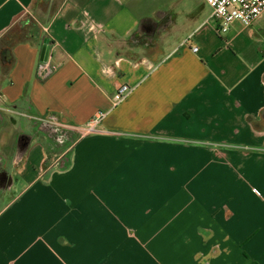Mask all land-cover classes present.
<instances>
[{
  "label": "crops",
  "instance_id": "crops-1",
  "mask_svg": "<svg viewBox=\"0 0 264 264\" xmlns=\"http://www.w3.org/2000/svg\"><path fill=\"white\" fill-rule=\"evenodd\" d=\"M12 29L0 264H264V11L219 33L203 0H0Z\"/></svg>",
  "mask_w": 264,
  "mask_h": 264
},
{
  "label": "built area",
  "instance_id": "built-area-1",
  "mask_svg": "<svg viewBox=\"0 0 264 264\" xmlns=\"http://www.w3.org/2000/svg\"><path fill=\"white\" fill-rule=\"evenodd\" d=\"M210 9V17L217 24V31L225 33L229 25L235 21L243 25H250L263 11L264 0H203ZM50 49V45H49ZM197 50L196 46L192 47ZM58 65L53 62L48 52L47 58L37 63L35 76L39 80H46L57 70ZM133 87L127 83L119 84L112 96V107L121 103L132 91ZM107 112L100 111L96 113L88 122L82 125H67L66 128L78 132L80 135L105 132L102 126L103 119ZM59 126L58 122L53 123ZM65 127V126H64Z\"/></svg>",
  "mask_w": 264,
  "mask_h": 264
},
{
  "label": "rangeland",
  "instance_id": "rangeland-1",
  "mask_svg": "<svg viewBox=\"0 0 264 264\" xmlns=\"http://www.w3.org/2000/svg\"><path fill=\"white\" fill-rule=\"evenodd\" d=\"M38 2H40V0H38ZM40 6H41V3L39 4ZM7 35H9L8 37H10L9 38V40L8 41H6L5 39H1L0 40V49H2L4 46H6V45H8V43H13V40H17V39H19L20 37H21V33H19V32H17L15 29L13 30H11L10 32H9V34H7ZM10 46V45H9ZM2 51V50H1ZM3 54H4V56L7 54L6 53V51L5 52H3ZM7 58H8V55H7ZM6 67V66H5ZM23 119L22 118H18L17 119V124L18 125H22L23 124ZM6 122L8 123V121L6 120ZM8 125H10L9 123H8ZM13 126V125H12ZM13 128V127H12ZM15 128H17V127H15ZM14 129V128H13ZM60 131V130H59ZM9 135V134H8ZM62 134L61 133H59L58 134V136L60 137ZM10 137V136H9ZM11 138V137H10ZM8 141H10L9 139H8ZM6 142V143H9V142ZM60 142V144H58L57 146H58V148L60 147V146H62V143L63 142H65V141H59ZM67 142V144H69L70 142H69V140H67L66 141ZM58 150V149H57ZM64 157H66V155H64L63 157H61V159H63ZM6 168L9 170L10 169V166H6ZM5 192L3 191V190H0V199H2V197H3V194H4ZM4 200H7V198H5V199H3V200H1L0 201V203H2Z\"/></svg>",
  "mask_w": 264,
  "mask_h": 264
},
{
  "label": "flooded vegetation",
  "instance_id": "flooded-vegetation-1",
  "mask_svg": "<svg viewBox=\"0 0 264 264\" xmlns=\"http://www.w3.org/2000/svg\"><path fill=\"white\" fill-rule=\"evenodd\" d=\"M10 180L11 179L9 175L6 172L0 170V186L7 187Z\"/></svg>",
  "mask_w": 264,
  "mask_h": 264
},
{
  "label": "water",
  "instance_id": "water-1",
  "mask_svg": "<svg viewBox=\"0 0 264 264\" xmlns=\"http://www.w3.org/2000/svg\"><path fill=\"white\" fill-rule=\"evenodd\" d=\"M48 52H49V44H48V40H46L42 46L41 60H45L47 58Z\"/></svg>",
  "mask_w": 264,
  "mask_h": 264
}]
</instances>
